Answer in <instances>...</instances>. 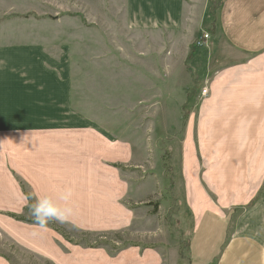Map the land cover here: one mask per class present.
Instances as JSON below:
<instances>
[{
	"label": "rangeland",
	"instance_id": "rangeland-1",
	"mask_svg": "<svg viewBox=\"0 0 264 264\" xmlns=\"http://www.w3.org/2000/svg\"><path fill=\"white\" fill-rule=\"evenodd\" d=\"M202 11L188 8L177 32H151L126 23L124 0H0L3 67H72L76 106L91 102V127L106 138L103 163L68 168L64 187L88 183L89 202L52 221L67 238L31 214L1 216L0 255L12 264H190L182 143L209 67L193 46L207 32ZM118 141L129 150L113 148Z\"/></svg>",
	"mask_w": 264,
	"mask_h": 264
},
{
	"label": "crops",
	"instance_id": "crops-1",
	"mask_svg": "<svg viewBox=\"0 0 264 264\" xmlns=\"http://www.w3.org/2000/svg\"><path fill=\"white\" fill-rule=\"evenodd\" d=\"M210 4L124 0L125 21L177 32L188 8L203 9L209 37L193 46L202 47L199 59L209 67L197 77L200 99L182 143L194 216L190 264H264V0H221L215 16H206ZM6 54L0 51V217L30 214L20 181L33 198L61 206L60 194L72 188L67 203L86 208L88 183L64 187V180L68 168L78 173L88 161L105 160L106 138L91 127L97 122L91 102L76 106L72 67H34L22 59V67H3ZM0 264L12 263L0 255Z\"/></svg>",
	"mask_w": 264,
	"mask_h": 264
},
{
	"label": "clouds",
	"instance_id": "clouds-1",
	"mask_svg": "<svg viewBox=\"0 0 264 264\" xmlns=\"http://www.w3.org/2000/svg\"><path fill=\"white\" fill-rule=\"evenodd\" d=\"M72 196V188H66L60 194L59 199L65 202L63 206L51 197H28L29 200L35 199V203L28 205L33 222L39 227H45L51 221L67 222L75 213L74 207L67 203Z\"/></svg>",
	"mask_w": 264,
	"mask_h": 264
},
{
	"label": "trees",
	"instance_id": "trees-1",
	"mask_svg": "<svg viewBox=\"0 0 264 264\" xmlns=\"http://www.w3.org/2000/svg\"><path fill=\"white\" fill-rule=\"evenodd\" d=\"M198 86L200 87L201 85H198ZM116 167L123 168L122 165H116ZM24 190H25V192H26L27 197H30L31 195L26 191L25 188H24ZM31 197H32V196H31ZM28 200H29V199H28ZM29 203H30V204L34 203V202H33V199H32V200H29ZM12 218L15 219V220H17V221H25V218L22 217V216H13ZM53 224H54V223L51 221V222H49L47 225H49V226L55 228L56 231H58V232L61 233L65 238H67V235H66L63 231H61V229H59L58 227H55V225H53Z\"/></svg>",
	"mask_w": 264,
	"mask_h": 264
},
{
	"label": "built area",
	"instance_id": "built-area-1",
	"mask_svg": "<svg viewBox=\"0 0 264 264\" xmlns=\"http://www.w3.org/2000/svg\"><path fill=\"white\" fill-rule=\"evenodd\" d=\"M208 37L209 34L204 35V38H208ZM207 94H208V89L207 88L202 89V96H206Z\"/></svg>",
	"mask_w": 264,
	"mask_h": 264
}]
</instances>
